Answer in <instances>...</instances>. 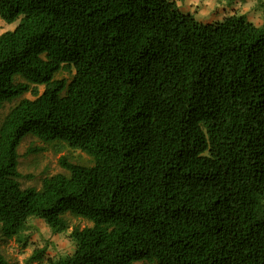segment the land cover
I'll list each match as a JSON object with an SVG mask.
<instances>
[{
    "label": "trees",
    "instance_id": "obj_1",
    "mask_svg": "<svg viewBox=\"0 0 264 264\" xmlns=\"http://www.w3.org/2000/svg\"><path fill=\"white\" fill-rule=\"evenodd\" d=\"M0 19L18 22L0 35V108L21 98L0 125L3 239L71 215L91 223L73 253L29 263L264 264V24L173 0H0ZM29 136L93 164L62 158L68 174L23 188Z\"/></svg>",
    "mask_w": 264,
    "mask_h": 264
},
{
    "label": "rangeland",
    "instance_id": "obj_2",
    "mask_svg": "<svg viewBox=\"0 0 264 264\" xmlns=\"http://www.w3.org/2000/svg\"><path fill=\"white\" fill-rule=\"evenodd\" d=\"M182 2V0H179ZM210 0H197L192 4V15L206 17V21H220L224 16L237 13L245 15L248 20L256 25L264 24V0H211L214 5L209 6L207 2ZM247 10L244 11V7ZM241 10L237 12L238 10ZM18 22L7 24L0 19V35L5 31L12 30ZM72 72L63 70L57 74V79H66L70 81ZM44 87H39L42 92ZM22 98L33 99L31 93L25 94ZM21 99V98H20ZM13 103H7L0 108V125L9 112L19 100ZM19 171L23 177L19 180L23 188L36 187L41 188L42 181L47 176L58 173L68 174L60 161L66 158L68 161L85 166H91L93 159L81 150L73 149L64 142L44 143L36 137L29 136L24 139L19 149ZM69 221V229L60 234H54L44 221L40 219H30L26 229L23 231L26 245L18 240H5L0 236V253H2L12 264H47L29 263V257L35 249L46 248V256L50 258H59L73 253L75 245L70 238V233L76 227L84 228L90 226L91 223L83 218L67 215ZM135 264H153L147 261L136 262Z\"/></svg>",
    "mask_w": 264,
    "mask_h": 264
},
{
    "label": "crops",
    "instance_id": "obj_3",
    "mask_svg": "<svg viewBox=\"0 0 264 264\" xmlns=\"http://www.w3.org/2000/svg\"><path fill=\"white\" fill-rule=\"evenodd\" d=\"M173 1L176 2L177 6L179 7V9H180L183 13L193 14L192 11H191V9H192L191 7H192V4L196 3L197 0H182V2H180L179 0H173ZM207 4H208L209 6L214 5V3L211 2V0L208 1ZM242 9H244V11H246V10H247V7L245 6V7L242 8ZM239 11H241V10L239 9L237 12H239ZM233 14H235V13H231V14H228V15H226V16L233 15ZM226 16H224V17H226ZM194 17H195V16H194ZM197 17H198V18H196V17H195V18H196L198 21L203 22V23L217 22V21H206V20H205L206 17H203L202 14H201V15H197ZM224 17H223V18H224ZM220 21H221V20H220Z\"/></svg>",
    "mask_w": 264,
    "mask_h": 264
}]
</instances>
